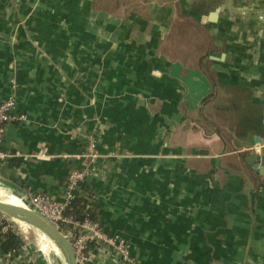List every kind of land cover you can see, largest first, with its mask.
I'll return each mask as SVG.
<instances>
[{
  "label": "crops",
  "instance_id": "0c3cea01",
  "mask_svg": "<svg viewBox=\"0 0 264 264\" xmlns=\"http://www.w3.org/2000/svg\"><path fill=\"white\" fill-rule=\"evenodd\" d=\"M93 1L0 0V101L26 115L7 126L0 179L62 199L88 169L99 223L132 260L90 242L77 264H264V177L248 161L264 152V39L240 40L264 33V0H151L122 17ZM180 14L200 23L198 55L173 51ZM0 264L50 263L26 241Z\"/></svg>",
  "mask_w": 264,
  "mask_h": 264
},
{
  "label": "built area",
  "instance_id": "2783aa9c",
  "mask_svg": "<svg viewBox=\"0 0 264 264\" xmlns=\"http://www.w3.org/2000/svg\"><path fill=\"white\" fill-rule=\"evenodd\" d=\"M25 120L26 115L17 110L16 100L13 96L0 101V144L9 124ZM78 130H80V127H78ZM96 140L94 135H88L86 142L87 156L93 157L95 155L93 153L96 147ZM5 156V152L0 150V159H3ZM87 173V168L73 169L68 173L62 199H56L40 192L28 194L30 205L36 212L48 218L57 227L62 223L71 224L73 228L79 226L80 230L77 235H70L71 231L65 234L73 246L77 263H84L86 261L87 245L90 242H97L109 247L113 251L114 257L120 261H131L132 258L130 257L127 241L110 236L98 222L85 219L79 223L71 217L64 215L65 211L69 208L70 201L74 198V191L77 189L78 183L84 180ZM0 225L2 226L1 230L6 231L8 224H3L1 215ZM11 255L12 253L10 252L5 254V256ZM132 263L137 264L133 261Z\"/></svg>",
  "mask_w": 264,
  "mask_h": 264
},
{
  "label": "rangeland",
  "instance_id": "374dc122",
  "mask_svg": "<svg viewBox=\"0 0 264 264\" xmlns=\"http://www.w3.org/2000/svg\"><path fill=\"white\" fill-rule=\"evenodd\" d=\"M118 2V3H116ZM147 2H152L150 0H105L102 1L100 6L104 8L106 6V10L112 12L114 15H117L118 17H122L129 13H142L145 11V7L147 6ZM133 5V7H130ZM177 18V17H176ZM173 19L174 21L176 20ZM178 22H175V24ZM240 23L242 21L240 20ZM198 28V27H197ZM197 28H193L191 30H184L181 26L177 25L176 27L172 28V31L170 33V36L172 38L173 44L175 45L177 51H183L187 50V53L191 56L198 55L201 48H206V38L203 34V32H199ZM239 30L240 26H237ZM240 33V31H232L230 35ZM257 39H264V33L257 34L256 36L253 35V32H245L242 33L240 40L241 41H250L253 38ZM239 40V39H238ZM166 50L169 49V45H166L164 47ZM188 55V56H189ZM87 143L85 144V146ZM9 183H6L2 179H0V200H4L7 203H11L14 205H20L28 207L32 210V206L30 205V202L27 197V193H20V191L14 187H10L8 185ZM10 192H14L18 194L24 203L22 204L21 201H14L13 199H10ZM8 194V195H7ZM35 211V210H34ZM1 213V212H0ZM4 214V213H3ZM6 215V214H4ZM6 220L14 227H16L22 235L26 236V241H28L34 248L37 249L38 253H41V255L44 257L45 261L50 264H56L57 261L60 264H64V257L60 250V248L57 246L56 242L52 240L47 234L43 233L41 230L36 228L35 226H32L30 224H26L25 222L16 220L15 218L6 215ZM23 225V226H22ZM59 228V227H58ZM55 258V259H54Z\"/></svg>",
  "mask_w": 264,
  "mask_h": 264
},
{
  "label": "trees",
  "instance_id": "16d2710c",
  "mask_svg": "<svg viewBox=\"0 0 264 264\" xmlns=\"http://www.w3.org/2000/svg\"><path fill=\"white\" fill-rule=\"evenodd\" d=\"M102 1L105 0H94L93 2L95 7H97L98 9L106 10V6H104V8L100 6V3ZM130 7H133V5H131ZM180 17L184 19V24L179 26H183L182 28L184 30L187 27L189 28V30L197 27L200 29V27L198 26V24L200 25V23L196 17L183 14H180ZM173 49L177 56H186L184 54H187V50L179 52L177 51L176 47ZM7 162L9 167H17L21 162V158L12 157L11 159L7 160ZM90 195L91 191L88 188L86 182L84 180L80 181L77 185V189L74 191V198L70 201L69 208L65 211L64 215L67 217H71L74 221H77L79 223L85 219H89L90 221L99 223L97 208L93 203L89 201ZM0 215L2 216L3 224H8L6 231H2V226L0 225V254H6L10 252L15 255L17 254L19 248L26 242V236L22 235V233L16 227L12 226L6 220V215H4L3 213H0ZM59 230L64 234H67V231H71L74 235H77L80 228L79 226L73 228L71 224L62 223L61 225H59Z\"/></svg>",
  "mask_w": 264,
  "mask_h": 264
},
{
  "label": "water",
  "instance_id": "95a60500",
  "mask_svg": "<svg viewBox=\"0 0 264 264\" xmlns=\"http://www.w3.org/2000/svg\"><path fill=\"white\" fill-rule=\"evenodd\" d=\"M217 11L218 8L210 12L207 17H203V20L207 18L209 21H214L217 17ZM248 161L251 162L252 170H254L256 174L264 177V152L249 157ZM0 212L15 219H20L35 226L43 233L49 234L56 242L61 252L65 255L66 264H77L70 240L48 218L28 207L13 205L3 200H0Z\"/></svg>",
  "mask_w": 264,
  "mask_h": 264
},
{
  "label": "bare ground",
  "instance_id": "6f19581e",
  "mask_svg": "<svg viewBox=\"0 0 264 264\" xmlns=\"http://www.w3.org/2000/svg\"><path fill=\"white\" fill-rule=\"evenodd\" d=\"M8 195V194H7ZM9 198H10V196H9ZM4 201V200H3ZM11 204V203H10ZM14 205V204H13ZM17 206H20V205H17ZM21 207H25V206H21ZM16 220H19V221H22V220H20V219H16ZM22 222H24V221H22ZM26 223V222H25ZM27 225H28V223H26ZM23 226V225H22ZM50 238H51V236L49 235V234H47ZM52 240H53V238H51ZM63 254V253H62ZM63 257H64V259H65V255L63 254ZM65 262H66V260H65Z\"/></svg>",
  "mask_w": 264,
  "mask_h": 264
}]
</instances>
